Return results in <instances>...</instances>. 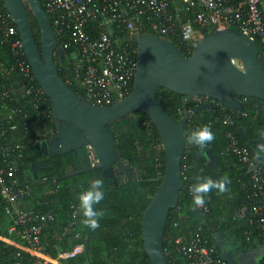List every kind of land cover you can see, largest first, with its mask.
Here are the masks:
<instances>
[{
    "label": "trees",
    "instance_id": "1",
    "mask_svg": "<svg viewBox=\"0 0 264 264\" xmlns=\"http://www.w3.org/2000/svg\"><path fill=\"white\" fill-rule=\"evenodd\" d=\"M28 12L34 37L39 45L38 25L29 9ZM140 32L144 33L146 30L142 29ZM171 40L175 43L174 38ZM133 42L137 45L136 38ZM64 50L63 61L59 57L55 58L59 74L72 91L83 97V90L78 83L79 73L74 60L71 59L74 49L64 47ZM184 54L190 53L184 52ZM259 57L264 64V57L261 54ZM11 59L8 51L0 53V60ZM155 96L162 101L166 111L176 119L184 116V109L187 111L195 107L192 98L179 95L164 87H159L155 91ZM247 99L250 103L243 102V104L251 111L250 113H239L230 109H208L199 111L185 123L184 137L187 146L182 157L180 198L177 207L169 212L163 239L169 264L186 263V258L178 251L179 244L175 239L180 238L183 242L199 229L217 250L218 247L213 240L215 232L221 231L228 236L233 235L242 246L247 247L252 245L254 238L259 237L255 232L250 241H246L245 231L251 228V225L247 220H238L234 216L235 211L249 196L243 186L245 178L235 155L224 150L227 143L226 132L230 129L239 142L249 148L252 158L264 164V154H261L260 160L255 159L261 142L255 146L250 143L252 140H264L260 135L264 132V114L257 113L262 101L254 97ZM19 103L21 112L13 118L17 127L8 132V138L12 143H18L22 147L17 175L21 184L33 189V194L24 200L29 206L22 203L23 206L54 214V219L43 226V239L48 254L56 257L60 251L71 250L77 244H82L81 252L62 262L64 264H149L142 245L141 219L152 196L160 186L164 173V153L157 129L150 118L142 111H134L107 125L115 134V147L122 161L121 165L114 166L116 183L112 177L104 176L100 168L56 181L57 177L68 172L86 169L92 165L85 147L52 155L51 165L39 170L38 178L33 180L26 169L31 161L38 160L42 156L37 143L40 139L53 136L57 121L52 116L44 124L37 118L36 111L26 100L19 98ZM255 103L258 107H255ZM227 112L233 115V123L229 126L222 122V116ZM205 125L211 128L215 140L204 149L188 143L191 133ZM207 148H212L215 152L218 165L208 164L205 154ZM220 172L224 177L232 178L234 183L224 192L213 189L205 197L207 209L201 210L194 205L190 188L206 178L218 180L217 174ZM95 179H102L104 182V199L95 205L104 212L99 221L100 227L95 230L86 228L82 224L84 217L81 210L77 216V225L62 235L61 232L69 221L70 204H80V194L88 190ZM3 206L4 201L0 197V235L13 242L11 244L0 240V258L6 260L18 250L16 244H20V239L14 234L7 233L10 219L4 212ZM88 236L89 250L86 255L84 246ZM23 254L25 257L28 256L27 253L23 252Z\"/></svg>",
    "mask_w": 264,
    "mask_h": 264
},
{
    "label": "built area",
    "instance_id": "2",
    "mask_svg": "<svg viewBox=\"0 0 264 264\" xmlns=\"http://www.w3.org/2000/svg\"><path fill=\"white\" fill-rule=\"evenodd\" d=\"M52 31L61 47L73 48L78 83L83 100L106 106L126 97L137 68L136 34L144 33L175 39L184 53H191L198 39L206 32L233 26L258 40L264 57V0H40ZM8 51L11 60H0V197L3 210L10 219L7 233L20 239L18 250L0 264H64L62 260L83 250L77 244L71 250L51 257L43 239V226L54 219L50 211L39 212L24 207L32 187L21 184L17 175L22 156L21 145L8 138L16 129L13 118L21 112L19 98L26 100L44 124L53 116L48 96L36 81L28 63L17 26L0 0V53ZM69 80V79H68ZM195 106L209 100L192 97ZM247 97L243 98L246 100ZM248 100V99H247ZM255 107H258L256 103ZM190 110H183L186 115ZM222 122L232 125L233 115L224 113ZM225 152L235 155L245 181L248 199L235 211L238 220H247L246 241L258 233L264 247V164L255 161L247 146L241 144L229 129ZM161 146V144H160ZM162 147V146H161ZM16 151V152H15ZM182 169V166H181ZM46 203V201H45ZM206 210L207 207H199ZM80 204H70L69 221L62 235L77 225ZM78 235V234H77ZM0 240L13 242L0 235ZM178 251L184 264H226L215 245L208 242L202 230L181 241ZM24 253L28 256L25 257ZM264 262V256H263Z\"/></svg>",
    "mask_w": 264,
    "mask_h": 264
},
{
    "label": "water",
    "instance_id": "3",
    "mask_svg": "<svg viewBox=\"0 0 264 264\" xmlns=\"http://www.w3.org/2000/svg\"><path fill=\"white\" fill-rule=\"evenodd\" d=\"M13 18L25 57L34 77L49 98L53 118L57 121L53 136L37 143L45 163H29L26 172L31 179L38 171L51 165L50 158L85 147L92 162L89 168L71 171L56 181L70 178L85 171L100 168L104 176L116 183L114 165L122 163L115 147V134L107 125L134 111L144 112L157 129L164 153V173L160 186L152 196L141 219V239L149 264H169L163 239L171 209H175L182 185V157L186 149L185 123L196 113L208 109H230L239 113L251 111L241 102L242 97L262 101L258 114H264V64L260 59L261 44L236 27L229 26L204 33L189 55L184 54L172 41L139 33L137 41V68L130 93L106 106L88 103L72 91L60 76L56 57L62 61L65 50L58 44L50 20L40 0H2ZM31 11L39 30L37 44ZM234 60L239 63L235 64ZM164 87L179 95L201 96L208 101L193 107L181 119L171 116L155 91ZM263 139L250 141L255 146ZM208 164L218 165L212 148L205 151ZM218 178H223L220 172ZM218 179V180H219ZM230 187L234 180L228 178ZM89 236L84 251L88 255Z\"/></svg>",
    "mask_w": 264,
    "mask_h": 264
},
{
    "label": "clouds",
    "instance_id": "4",
    "mask_svg": "<svg viewBox=\"0 0 264 264\" xmlns=\"http://www.w3.org/2000/svg\"><path fill=\"white\" fill-rule=\"evenodd\" d=\"M260 135L264 137V132ZM215 140V134L212 132L211 128L207 125L203 126L197 131L191 133L188 137V143L195 145L199 149H204L209 143ZM261 154H264V144L258 146V151L256 152L255 159L260 160ZM230 180L227 177H223L219 180H213L211 178H206L201 182L193 185L190 188V192L193 196V203L197 207H202L205 204V197L212 192L213 189H217L220 192L226 191L227 185ZM104 182L102 179H95L91 182L90 188L80 194V208L83 213L84 219L82 224L86 228L95 230L100 227L99 221L103 217V210L97 209L95 205L99 204L104 199Z\"/></svg>",
    "mask_w": 264,
    "mask_h": 264
},
{
    "label": "crops",
    "instance_id": "5",
    "mask_svg": "<svg viewBox=\"0 0 264 264\" xmlns=\"http://www.w3.org/2000/svg\"><path fill=\"white\" fill-rule=\"evenodd\" d=\"M23 204L29 206L27 201H23ZM213 240L226 264H264V247L259 237L254 238L249 247L242 246L235 236L221 231L214 233Z\"/></svg>",
    "mask_w": 264,
    "mask_h": 264
},
{
    "label": "flooded vegetation",
    "instance_id": "6",
    "mask_svg": "<svg viewBox=\"0 0 264 264\" xmlns=\"http://www.w3.org/2000/svg\"><path fill=\"white\" fill-rule=\"evenodd\" d=\"M71 59L75 60L74 55L71 57ZM45 160H46V156H41V157L38 159V161H40L42 164L45 163Z\"/></svg>",
    "mask_w": 264,
    "mask_h": 264
},
{
    "label": "rangeland",
    "instance_id": "7",
    "mask_svg": "<svg viewBox=\"0 0 264 264\" xmlns=\"http://www.w3.org/2000/svg\"><path fill=\"white\" fill-rule=\"evenodd\" d=\"M74 63H75V60H74ZM234 63H235V64H238L239 62H238L237 60H234ZM75 66H76V65H75ZM243 98H244V97L240 98L242 103H243ZM252 101H253V100H251V102H252ZM244 102H246V103L249 104V103H250V100H247V99H246V100H244ZM128 115H129V114H128ZM121 164H122V163H121ZM121 164H120V165H121ZM114 166H116V165H114Z\"/></svg>",
    "mask_w": 264,
    "mask_h": 264
}]
</instances>
